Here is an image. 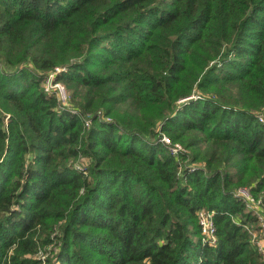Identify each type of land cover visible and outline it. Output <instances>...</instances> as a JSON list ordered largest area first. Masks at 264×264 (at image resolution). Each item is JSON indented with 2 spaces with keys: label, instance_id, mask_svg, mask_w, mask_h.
Returning a JSON list of instances; mask_svg holds the SVG:
<instances>
[{
  "label": "trees",
  "instance_id": "trees-1",
  "mask_svg": "<svg viewBox=\"0 0 264 264\" xmlns=\"http://www.w3.org/2000/svg\"><path fill=\"white\" fill-rule=\"evenodd\" d=\"M241 187L264 213V0H0V264H264Z\"/></svg>",
  "mask_w": 264,
  "mask_h": 264
},
{
  "label": "built area",
  "instance_id": "built-area-1",
  "mask_svg": "<svg viewBox=\"0 0 264 264\" xmlns=\"http://www.w3.org/2000/svg\"><path fill=\"white\" fill-rule=\"evenodd\" d=\"M56 71H59L57 69ZM57 72H51V77L49 76V81L47 84V90H53L60 102L61 107L70 106V96L64 84L55 81V76ZM86 124H90V120H86ZM162 141L170 146V151L174 156H178L180 152L183 151V147L180 144H173L172 141L167 137L163 136ZM235 196L239 198L245 205L248 211L253 212L261 224L259 233L253 234L255 239V244L260 253L264 256V213L260 201L255 197L254 193L250 188L241 187L235 192ZM200 224L202 226L203 234L214 241L216 227L213 218V212H208L201 210L198 212Z\"/></svg>",
  "mask_w": 264,
  "mask_h": 264
},
{
  "label": "rangeland",
  "instance_id": "rangeland-1",
  "mask_svg": "<svg viewBox=\"0 0 264 264\" xmlns=\"http://www.w3.org/2000/svg\"><path fill=\"white\" fill-rule=\"evenodd\" d=\"M51 74V73H50ZM50 77H51V75H50Z\"/></svg>",
  "mask_w": 264,
  "mask_h": 264
}]
</instances>
